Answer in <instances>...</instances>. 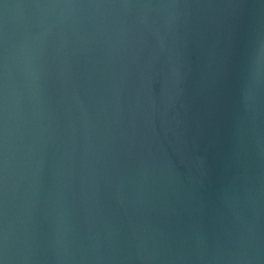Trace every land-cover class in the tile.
I'll use <instances>...</instances> for the list:
<instances>
[{
    "label": "water",
    "instance_id": "95a60500",
    "mask_svg": "<svg viewBox=\"0 0 264 264\" xmlns=\"http://www.w3.org/2000/svg\"><path fill=\"white\" fill-rule=\"evenodd\" d=\"M0 264H264V0H0Z\"/></svg>",
    "mask_w": 264,
    "mask_h": 264
}]
</instances>
